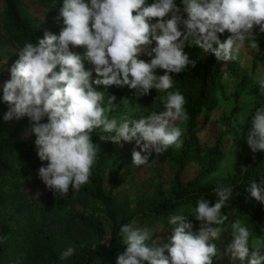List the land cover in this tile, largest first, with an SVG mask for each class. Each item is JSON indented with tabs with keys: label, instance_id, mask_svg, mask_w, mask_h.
Segmentation results:
<instances>
[{
	"label": "clouds",
	"instance_id": "obj_1",
	"mask_svg": "<svg viewBox=\"0 0 264 264\" xmlns=\"http://www.w3.org/2000/svg\"><path fill=\"white\" fill-rule=\"evenodd\" d=\"M54 21L63 24L58 35L45 31L36 43L27 41L17 52L10 79L3 83L2 100L8 105L6 122L29 119L42 162L38 177L56 198L63 199L70 188L79 191L90 181L100 151L92 140L97 130L100 141L118 145L135 141L131 155L136 167L149 164L153 153L182 149L180 124L189 116L173 74L197 67L185 48L199 47L226 64L237 61L247 48H257V37L264 34V0H63ZM225 32L229 35L221 40ZM70 46L84 51H72ZM141 55L149 59H140ZM85 62L92 68L86 70ZM222 78L231 79L227 71ZM258 83L264 89V78ZM100 86L105 91H98ZM112 86L127 87L135 98L152 89L164 93L159 97L164 110L138 119L109 118L116 99L107 95ZM45 117L47 122L42 123ZM248 122V146L253 153L264 152V107L257 108ZM247 171L248 166H241V174ZM246 191L264 204V179L251 182ZM213 192L214 203L201 196L192 210L191 216L199 222L196 231L184 214L169 218L173 227L167 242L153 240L152 231L138 226L136 219L121 225L125 247L116 264H213L220 254L214 241L229 221L222 209L232 198L233 187L220 184ZM230 228L232 239L224 254L240 264H264L261 249L250 250L248 227L235 220ZM74 253L69 246L59 259L67 260Z\"/></svg>",
	"mask_w": 264,
	"mask_h": 264
},
{
	"label": "trees",
	"instance_id": "obj_2",
	"mask_svg": "<svg viewBox=\"0 0 264 264\" xmlns=\"http://www.w3.org/2000/svg\"><path fill=\"white\" fill-rule=\"evenodd\" d=\"M0 1L4 6L0 21V32L4 38L0 41L4 46L8 45L19 51L27 41L36 43L37 38H42L45 31L58 35L63 26L62 21L60 24L54 21L63 0H36L37 5L45 10L46 17L43 19L34 16L22 0ZM148 2L151 3L152 0ZM227 36L225 32L220 38L223 40ZM70 50L77 52L79 48L72 49L70 46ZM185 51L191 59L196 60L197 67L192 69L189 66L181 74H173L174 87L186 98L185 109L189 120L183 124L184 145L182 149L169 148L162 154L176 167L171 187L167 192L159 185L156 199L152 203L148 206L139 205V203V206L131 213L123 214L121 217L115 212L112 193L104 188V160L112 147V142L100 141L97 135L99 130L92 136L93 143L99 145L100 151L89 183L83 185L79 191H72L70 188L67 197L57 198L68 207L64 216L70 224L60 222L59 217L53 218L52 214L49 218L47 216L49 212L44 203L37 205L27 195L20 192L19 189L28 180L26 170L40 168L42 162L37 157L34 144L35 135L32 138L26 136L30 128V121L27 117L18 121L14 119L8 126L2 124L7 108L2 100L3 95H0V237H6L0 241V264L15 245L19 247L20 254L31 239L41 238L47 253L51 256L55 255V250L62 252L69 246L74 247L75 253L67 259L68 264H93L100 259H111L114 255L124 251L125 246L119 234L121 225L132 219H136L139 223L161 219L166 224L174 214L186 215L188 220L195 225L198 221L191 214L196 207L197 199L203 196L214 203L216 197L213 190L220 184L233 187L232 198L222 209V213L229 215V221L224 225L226 234L231 237V222L240 220L251 233L249 241L261 238L260 228L264 227V204L252 199L246 189L251 182L255 181L259 184L264 179V152L253 153L248 145H244L233 164L232 173L225 178L212 180L209 176L215 172L216 164L219 162L216 147L211 149L212 158L206 168L200 171L194 179L187 182L182 181L185 167L201 152L195 138L198 120L201 119L203 123H207L218 108V92L223 81V71H227L230 77L240 74L232 62L226 64L223 61H217L210 53L206 58H201L196 46L186 47ZM248 83L245 76H242L240 84L244 91ZM249 93L252 92L249 90ZM110 95L116 97L113 102L115 105L123 96V92L121 89H114ZM162 95L164 93L152 89L147 96L136 98L137 119L152 111H163L164 108L159 99ZM259 107H264V96L255 98L252 115ZM43 164L46 165L47 162ZM241 166H248V171L241 174ZM4 187L10 188L9 197L4 194ZM87 200L99 202L109 218L111 227L108 237L99 222L77 212V206ZM47 219L50 221L46 222ZM79 227L83 233L75 230ZM89 231L95 236V242L88 238L86 233ZM13 236L19 238L18 241L13 240L11 238Z\"/></svg>",
	"mask_w": 264,
	"mask_h": 264
},
{
	"label": "rangeland",
	"instance_id": "obj_3",
	"mask_svg": "<svg viewBox=\"0 0 264 264\" xmlns=\"http://www.w3.org/2000/svg\"><path fill=\"white\" fill-rule=\"evenodd\" d=\"M22 1L28 5L31 13L38 19L46 17L45 10L37 5L36 0ZM3 10L4 6L0 1V21L2 19ZM0 39H4L2 38V32H0ZM196 48L201 58H206L208 56V53H204L199 47ZM83 51V48H79L77 52L82 54ZM17 52L18 50L8 45L4 46L0 41V95H3V83L10 79L9 69L17 60ZM255 58L257 59V57ZM140 59L147 61L149 58L146 55H141ZM257 60L260 59L258 58ZM232 64L238 68L240 74L231 77L228 81H222L221 88L218 92V108L210 116L209 121L203 123L201 119L198 120L195 129V138L201 152L197 158H194V160L185 167L182 174L183 182L194 179L200 171L206 168L209 160L212 158L210 153L211 149H215L216 147L219 155V162L216 164L215 172L209 176V179L218 180L225 178L232 173L233 164L238 154L241 152V148L244 145H248L247 132L250 128V123L248 121L252 117L254 100L257 97L264 96V89L255 85L253 69L250 64L247 65L245 70L239 68L233 61ZM85 68L86 70L91 69L92 66L85 62ZM157 74L163 75V71L157 70ZM242 76H245L246 80L249 81L245 87L247 91H244L240 84ZM92 78L93 80L96 78L94 71ZM114 89H121L123 96L115 103L112 111L109 113V118L114 117L118 121L123 116L137 119L136 115L138 109L133 91L127 87L119 88L112 86L107 89V95H110L111 91ZM97 90L105 91L103 86L98 87ZM249 90L252 93H249ZM126 101L127 105L125 103ZM105 105H107V100H105ZM5 107L7 108V112L8 105L6 104ZM12 121L6 122L2 119V124L8 126ZM41 122L46 123L47 118L45 117ZM180 127L183 128V124H180ZM29 129L26 132V136L32 138L34 134H32ZM112 135H114V133ZM135 147V141L131 143L122 141L119 145L112 143V147L107 152L104 160V188L107 192L112 193L114 197L113 206L119 217L123 214L131 213V211L139 205L148 206L152 203L156 199L159 185L168 192L171 187L173 175L176 171V167L172 162H169L164 156L157 155L156 153H153L149 158V164L139 167L134 166L131 153ZM172 149L175 148L173 147ZM136 150L139 151V148ZM38 169L39 168L26 170L28 180L19 189L20 192L27 195L37 205L44 203L47 206L49 212L47 216H49V218L52 214L53 218L59 217L60 222L70 224V222L65 220L64 216L68 207L46 188L38 177ZM3 192L7 197H9V193H11L9 187H4ZM76 210L92 218L96 222H99L108 237L111 222L105 215L99 202L87 200V202L79 204ZM48 219L46 222L50 221ZM137 223L138 226L147 227L152 231L153 240L159 238L162 242H167L173 227L169 222L165 224L161 219ZM198 225L199 222L194 225L193 231L198 229ZM75 230L82 232L81 227L75 228ZM260 232L262 234L261 238L249 241V247L250 250L257 247L260 248L261 254L264 255V227L260 228ZM86 234L91 241L95 242V236L91 231ZM31 235L33 234L31 233ZM11 238L13 240L15 239V241L19 239L15 236ZM29 239L30 234L27 240L29 241ZM231 239L232 238L224 232L221 234L218 241H214L217 244L220 254L213 258V264H240L238 260H231L230 254H224ZM42 242V238L31 239L29 244L25 245V250L20 254L19 247L15 245L14 249L12 248V250L5 255L2 264H68L67 260L62 261L59 259L61 252H58V250H55V255H49ZM28 246L30 248H28ZM165 255H167V253H165ZM117 256L118 254L114 255L111 259H100L93 264H116Z\"/></svg>",
	"mask_w": 264,
	"mask_h": 264
},
{
	"label": "crops",
	"instance_id": "obj_4",
	"mask_svg": "<svg viewBox=\"0 0 264 264\" xmlns=\"http://www.w3.org/2000/svg\"><path fill=\"white\" fill-rule=\"evenodd\" d=\"M227 35H229L227 33ZM258 46L255 49L247 48L245 52L241 54L237 61H233L237 66L243 70L250 64L253 69L254 83L257 87L259 86V79L264 78V34L257 37ZM259 58L260 60H257ZM246 66V67H245Z\"/></svg>",
	"mask_w": 264,
	"mask_h": 264
},
{
	"label": "built area",
	"instance_id": "obj_5",
	"mask_svg": "<svg viewBox=\"0 0 264 264\" xmlns=\"http://www.w3.org/2000/svg\"><path fill=\"white\" fill-rule=\"evenodd\" d=\"M155 45H153V47H154Z\"/></svg>",
	"mask_w": 264,
	"mask_h": 264
}]
</instances>
